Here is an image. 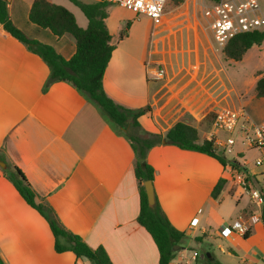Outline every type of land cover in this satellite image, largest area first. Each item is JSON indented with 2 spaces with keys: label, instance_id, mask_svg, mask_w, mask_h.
Here are the masks:
<instances>
[{
  "label": "crops",
  "instance_id": "0c3cea01",
  "mask_svg": "<svg viewBox=\"0 0 264 264\" xmlns=\"http://www.w3.org/2000/svg\"><path fill=\"white\" fill-rule=\"evenodd\" d=\"M32 1L7 0L11 21L27 37L70 58L74 38L67 33L57 38L30 22ZM68 1L64 7L85 28L86 16ZM116 9L123 11L116 14ZM137 15L141 14L114 3L106 6L104 22L113 50L102 78L105 94L133 110L147 106L138 122L148 132L164 134L185 120L197 128L199 141L209 139L211 133L223 139L226 133L214 129L212 121L221 107H242L243 81L236 79L233 70L242 58L225 60L204 15L209 27L197 24L203 39L198 36L200 43L193 46L186 35L184 44L172 42L171 34L185 30L177 28L175 21L170 23L173 19L167 12L158 24L143 15L150 22L151 36L169 30L150 40L148 32L136 30ZM123 30L126 34L121 37ZM158 67L164 68L162 77L157 76ZM49 75L47 63L0 23V155L23 173L36 203L51 208L60 225L89 246L101 245L112 264H159L152 237L137 222L139 194L129 140L107 123L85 92L67 80L49 81ZM253 151L236 145L234 152L223 154L216 148L227 160L247 164L243 176L264 199V165L253 163L259 153L250 161L245 157ZM146 161L153 167L152 184L162 210L185 235L170 264H201L204 254L221 264H264V201L256 203L242 189L229 161L224 166L206 153L172 144L151 147ZM1 169L4 264H90L72 251H55L49 223L26 203ZM220 178L225 182L213 198L211 191ZM236 218L248 225L246 236L223 233V227ZM205 244L209 248L202 251Z\"/></svg>",
  "mask_w": 264,
  "mask_h": 264
},
{
  "label": "trees",
  "instance_id": "16d2710c",
  "mask_svg": "<svg viewBox=\"0 0 264 264\" xmlns=\"http://www.w3.org/2000/svg\"><path fill=\"white\" fill-rule=\"evenodd\" d=\"M71 1L86 16L88 23L85 28L77 24L71 11L48 0H33L28 12L30 22L48 29L57 38L65 33L74 38L75 51L68 59L59 55L52 46L27 37L16 27L8 14L7 0H0V23L9 34L24 42L32 52L38 54L47 63L50 68L49 81L67 80L77 89L85 92L89 99L97 105L107 123L129 140L135 154L133 171L139 194L137 222L152 237L158 250L159 264H170L177 251L173 248L174 245H181L185 235L171 225L156 196L154 205H148L143 182L152 181L154 171L146 161L147 151L155 145L172 144L182 149L206 153L215 157L224 166L229 160L223 154L216 152L212 139L199 141L197 128L185 120L177 121L164 134L148 132L142 129L138 122V117L148 110L147 106L133 110L116 104L105 94L102 78L113 50V45L110 43L111 36L104 22L108 2ZM125 34L126 31L123 30L120 36ZM263 40L264 29L243 32L232 37L222 50L226 58L240 60L253 44H260ZM255 92L256 97L264 98V74L257 78ZM0 159L4 160V157L0 155ZM229 162L232 167L237 166L236 161L230 160ZM1 172L13 184L26 203L47 220L57 252L72 251L77 258L88 260L90 264H112L101 245L89 246L81 236L64 229L53 215L51 208L36 203L35 192L17 167L6 163V168L1 169ZM224 182L225 180L220 178L214 185L211 191L213 198L219 195ZM261 220L264 223V205ZM201 264L221 263L213 255L204 254Z\"/></svg>",
  "mask_w": 264,
  "mask_h": 264
},
{
  "label": "built area",
  "instance_id": "2783aa9c",
  "mask_svg": "<svg viewBox=\"0 0 264 264\" xmlns=\"http://www.w3.org/2000/svg\"><path fill=\"white\" fill-rule=\"evenodd\" d=\"M114 3L136 14L147 16L158 24L165 13L168 0H91ZM202 13L209 18L212 37L215 44L223 48L224 45L235 35L264 29V0H206ZM164 68L158 67L157 76L162 77ZM213 128L223 131L226 136L222 139L209 135L216 148L219 147L223 154L234 152L238 138L248 149L258 151L259 155L253 159L255 166L264 163V119L255 120L243 107H221L215 111L212 121ZM235 135H238L235 137ZM239 183L242 189L258 204L264 201L262 193L254 187L249 180L242 176ZM248 225L241 219L236 218L223 227V233L236 232L245 235ZM196 254H193L195 258ZM181 264V263H179Z\"/></svg>",
  "mask_w": 264,
  "mask_h": 264
},
{
  "label": "rangeland",
  "instance_id": "374dc122",
  "mask_svg": "<svg viewBox=\"0 0 264 264\" xmlns=\"http://www.w3.org/2000/svg\"><path fill=\"white\" fill-rule=\"evenodd\" d=\"M206 0H168L165 6V12H167V15L170 16L173 20L170 23H173L175 21L178 24L177 28H181L183 26V29L185 30V33L175 31L174 34H171L172 42L175 45H178L180 43H185V35H186V41L190 46H193L195 43L199 44L200 41L198 39V36L200 37V30L199 27H197V24L200 23L206 27L208 25L207 20L205 21V17L202 14V8L203 5L206 3ZM70 2L68 0H59L60 5L63 4H69ZM73 5V4H72ZM64 6V5H63ZM67 8V7H66ZM77 10L83 15V12L80 11V8ZM123 11L122 9H116L114 12L117 14L119 12ZM139 18V24L136 25V30H145L148 32L149 37L148 40L161 37L164 33L168 32L169 30H162L159 31L155 36H151V25L148 19L144 18L143 15H137ZM206 29V28H205ZM209 31V28L207 30ZM208 34V33H207ZM201 38V37H200ZM203 39V38H201ZM225 58V57H224ZM225 60H229L225 58ZM235 71V77L239 81H243L241 83V98L243 99L242 107L257 121L264 119V98H258L256 97L255 92V85L254 81L261 75L264 74V40L260 44H253L242 56V59L240 63L236 64L235 68H233ZM252 75V76H251ZM250 78L249 81L244 82L245 79ZM222 135H225L223 133ZM238 135H235L237 137ZM239 137V136H238ZM236 145L238 147H245L238 138ZM245 157L248 161L252 160L256 153V150L253 152H246ZM239 155V154H238ZM238 161V160H236ZM245 164L243 161H238L237 166L234 167V174L238 176H243L245 173V170L243 167H245ZM264 165V163L262 164ZM260 166V165H259ZM264 168V166H262ZM1 169V168H0ZM264 180V178H263ZM208 245H203L202 251H205L208 249ZM56 251V250H55ZM57 252V251H56Z\"/></svg>",
  "mask_w": 264,
  "mask_h": 264
},
{
  "label": "water",
  "instance_id": "95a60500",
  "mask_svg": "<svg viewBox=\"0 0 264 264\" xmlns=\"http://www.w3.org/2000/svg\"><path fill=\"white\" fill-rule=\"evenodd\" d=\"M0 168L5 169L6 168V162L2 159H0ZM144 190L147 197V202L149 206H153L155 203V193L154 188L151 180H145L143 182ZM178 245H174V249H177ZM0 264H4L3 259L0 256Z\"/></svg>",
  "mask_w": 264,
  "mask_h": 264
}]
</instances>
